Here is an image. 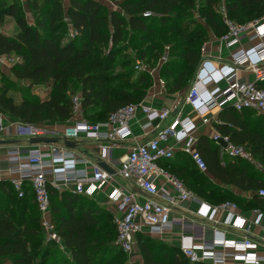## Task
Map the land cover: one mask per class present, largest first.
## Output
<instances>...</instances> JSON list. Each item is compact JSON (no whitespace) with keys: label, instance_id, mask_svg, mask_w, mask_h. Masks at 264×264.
Returning <instances> with one entry per match:
<instances>
[{"label":"trees","instance_id":"trees-1","mask_svg":"<svg viewBox=\"0 0 264 264\" xmlns=\"http://www.w3.org/2000/svg\"><path fill=\"white\" fill-rule=\"evenodd\" d=\"M68 1L65 8L63 0H26L33 12L34 21L30 22L22 2L0 0V24L3 16L9 15L18 28L14 34L0 31V55L19 53L21 60L11 66L12 75L29 81L30 87H51L47 96L40 97L16 82L2 80L0 111L27 123L71 119L77 89L81 116L104 121L118 107L141 101L151 86L148 70L134 69L133 58L118 57L125 50L116 48L118 43L130 40L143 45L138 57L147 64L157 60L167 46L170 57L159 67L164 88L167 92L185 91L201 58V46L211 34L225 32L227 19L242 23L264 15V0H223L221 4L217 0H116L118 8H109L102 0ZM189 22L194 26L188 28ZM68 23L75 35L63 42ZM109 40L114 47L104 52L102 44ZM114 64L121 70L113 72ZM257 85L264 88V80ZM16 91L19 98H15ZM218 119L213 123L215 129L245 145L262 169L239 156L221 157L219 144L207 134L199 135L195 144L206 170H200L183 151L160 163L212 203L232 200L264 207V195L258 193L264 188V116L226 105L219 110ZM229 186L248 191V197ZM49 192L51 219L70 255L57 252L59 245L45 239L30 186H24V194L18 196L9 180L2 179L0 264H117L115 257L126 252L115 243L113 212L68 189L49 186ZM102 223H108L109 229L103 231ZM95 231L100 234L94 235ZM135 243L143 264H211L190 262L177 245L146 232H137Z\"/></svg>","mask_w":264,"mask_h":264},{"label":"built area","instance_id":"built-area-1","mask_svg":"<svg viewBox=\"0 0 264 264\" xmlns=\"http://www.w3.org/2000/svg\"><path fill=\"white\" fill-rule=\"evenodd\" d=\"M263 19L264 15L242 23L226 20V31L216 36L225 46L239 42L242 33L248 30L253 31L258 41L251 47L232 52L223 63L213 61L205 52L206 41L202 44L201 58L183 104H189L196 114L203 116L210 115L213 108L221 109L226 105L236 110L252 109L264 116V88L257 85L264 80ZM0 56L12 58L10 53ZM72 100L75 116L62 128L45 122H23L0 111V132L25 135L27 141L0 144V178L8 179L18 196L24 194V186H30L46 239L55 241L60 248L65 247L51 219L49 186L92 197L111 182L107 195L117 229L115 241L126 253H133L137 232L162 235L177 229L181 233L179 248L190 262L264 264V253L250 251L256 246L253 237L244 235L230 240L222 227L232 225L249 233L251 225L259 224L262 217L258 209H253L256 218L248 221L237 212L234 201L212 203L201 198L160 163L161 159L172 157L180 150L189 154L200 170H206V162L195 146L197 124L191 116L183 114L182 105L175 109L156 108L141 100L118 107L104 121H90L81 116L80 95L74 94ZM138 109L146 119L143 128L170 116L172 120L141 142L134 138L130 127V120ZM31 136H58L59 139L30 143ZM131 137L133 142L115 165L111 156L113 147ZM80 138L98 142L99 153L95 160L80 155L76 146L65 144V140H74L76 144ZM211 138L219 144L221 157L239 156L262 167L245 145L232 142L228 134L215 131ZM220 140L225 144H220ZM116 175L129 180L131 186L116 180ZM258 193L264 195V188H259ZM190 202L198 203L195 213L210 220V226L185 214ZM178 209L184 211L174 216L173 212ZM219 212L225 213L223 219L218 217ZM260 229L264 232V226ZM207 231H210L208 235ZM195 238L200 239L199 244H195ZM229 247L231 251L227 250Z\"/></svg>","mask_w":264,"mask_h":264},{"label":"crops","instance_id":"crops-1","mask_svg":"<svg viewBox=\"0 0 264 264\" xmlns=\"http://www.w3.org/2000/svg\"><path fill=\"white\" fill-rule=\"evenodd\" d=\"M13 18V17H12ZM264 20V19H263ZM16 24V23H15ZM0 31L6 34H13L12 32L6 31L4 29L0 28ZM258 41V38L254 36L252 30H248L246 32H243L241 35V38L239 42L232 46H225L222 44V42L219 41V39L216 37V35L211 34L209 38L206 40V45H205V52L211 56L213 61L218 62V63H223L224 61L228 60V58L231 56V53L240 49V48H248L251 47L255 42ZM242 73V72H241ZM185 91H178V92H167L164 88L163 83L161 80L157 77L155 79V85L149 89V91L146 93L144 98L142 99L145 104L151 105L156 108L160 107H170L172 109L179 108L182 105L183 108V114L189 115L192 117L194 122L197 124V129L195 131L197 137L201 134H207L209 137H211V134H213L215 131H217L213 125L214 121H216L215 118H218V112L220 109L218 108H213L211 111L210 115L203 116L196 114L193 110V108L189 104H183V96H184ZM255 113H257L255 111ZM216 116V117H215ZM71 119H67L64 121H55L57 124L61 122L62 126L61 128L66 125L68 122H70ZM172 120V116L168 117L165 120L162 121H154L151 126L143 128L142 124L145 123L146 119L143 114V112L138 109L135 116L130 120V127L133 133V136L136 140L138 141H145L147 138L152 136L156 130L162 128L163 126L167 125L170 121ZM50 123L48 121L47 124L49 125H54L56 127V123ZM46 123V122H45ZM58 127V128H60ZM134 138H129L124 141H122L120 144L117 146H114L111 152V156L113 158V163L117 165V159L120 157V155L124 154L127 150L129 145L133 142ZM11 140L10 142H19V143H26V139H9ZM29 142V141H28ZM75 149L77 152L82 155L86 156L91 160H95L98 157V142L93 140V139H88V138H80L78 142L75 144ZM180 151V150H177ZM116 180L121 182L127 187L131 186V182L127 179H124L120 177L119 175L115 176ZM168 188H171V185L167 183ZM233 192L237 194H241L244 196L249 195L248 191H242L236 187L229 186ZM112 184L111 182H108L104 184L102 189L98 190L95 192V194L91 197L94 199L98 204L105 206L109 208L108 206L111 207L109 203V198H108V192L111 190ZM232 201V200H231ZM210 202V201H209ZM236 203V202H235ZM237 204V212L243 216L248 221H252L256 218V213L253 211L254 208L258 209L262 213V217L260 219L259 224H252L250 227V232L247 233L245 232L242 228L236 227V226H226L222 225L225 230V236L227 239H240L244 235H249L254 238L256 246L252 248L250 251L255 252V253H264V232L261 231V227L264 226V207L262 206H248V205H243V204ZM198 208V203L196 202H190L189 203V208L188 210H176L173 212L174 216H177L180 212H185V214L191 218L192 220L203 223L206 225H211L210 220L200 217L195 213V210ZM225 213L224 212H219L218 217L219 218H224ZM210 231H207V235L209 234ZM181 233L179 230L175 229L173 231H167L162 235H153L156 238H159L169 244H174L177 245L178 247L180 246V235ZM195 244H199L200 239L195 238L194 239ZM136 245L134 247L133 254L136 256H139V254L136 255L135 251ZM228 251H231L232 248L229 247L227 248Z\"/></svg>","mask_w":264,"mask_h":264},{"label":"rangeland","instance_id":"rangeland-1","mask_svg":"<svg viewBox=\"0 0 264 264\" xmlns=\"http://www.w3.org/2000/svg\"><path fill=\"white\" fill-rule=\"evenodd\" d=\"M18 1L23 3V6H24V9L26 11V14H27V17H28L29 21L33 22L34 21L33 12L28 7V4L26 3V0H18ZM102 1L104 3H106L109 8H118V2L116 0H102ZM200 2H201V0H197V3H200ZM217 2H219L221 4V3H223V0H217ZM68 3H69L68 0H63V5H64L65 8L67 7ZM220 8H222L221 5H220ZM194 13H193V15H195L197 17V20L199 19V20H201L203 22V20L200 19L199 16H197V13L196 12H194ZM64 19L67 20V17L64 16ZM193 26H194V24L192 22L188 23V28H191ZM0 28L4 29L6 31L12 32L13 34L18 29L17 25L15 24L14 19L11 16H9V15H4L3 16V21L0 24ZM64 34L63 35L65 37H64L63 42H65L69 38L74 37L75 30L70 26V23H68L67 31H65ZM118 44H120V47H116V48H122L123 47L125 49L124 51H121L120 54H118V57L123 55V56L129 57V58H133L134 63L131 64V66L134 69H136V70H139V69L148 70V73L150 74L149 78L151 79V86L148 88V91H149V89H151V87H153V85H155V79H157V77L161 80V82L164 85L165 81L160 76L159 67L162 64V62L167 58V56L170 57V55L167 54L168 53L167 52L168 51L167 46L164 47V50L162 51L160 57L157 60L154 59V61L152 63L147 64V63H145L144 60H142V59H140L138 57L139 56V50H140L139 48H142L143 45H139L137 43H133L130 40H125L123 43L121 42V43H118ZM102 45H103L102 50L104 52H107V50L109 48H113L114 47V45L111 43L110 40L105 42V43H103ZM117 46H119V45H117ZM10 56L12 57L10 59H9L8 56H6L5 59L0 56V84H1L2 80H6V81L11 80L12 82H16V85L20 84L21 86H23V88H25V90H27L28 92H32V93H34V94H36V95H38L40 97L47 96L48 93L51 90V87L48 84H37V85L35 84L32 87H30L29 81H27V80H18L15 76L12 75L11 66L15 62L21 60V55L19 53H17V52H11ZM120 70H121V66L119 64H114L113 65V67H112V71L113 72H117V71H120ZM2 90H3V88H2ZM77 93H78V90L74 89V94H77ZM19 97H20V93L18 91H16L15 98H19ZM252 116H254V114H252ZM49 122L50 123H54L55 121H49ZM46 123H48V122H46ZM61 124L62 123L59 122L57 124V126L60 127V126H62ZM263 127H264V123H263ZM0 138H3V139H26V136L25 135L24 136H17L16 134L15 135L14 134L5 135V133L0 132ZM258 168L262 169V167H258ZM2 179H6V178H0V180H2ZM101 222H105V220L102 219ZM102 224H104V223H102ZM102 226H103V231L109 229L108 223H105ZM108 232H111V230H109ZM99 234L100 233L97 232V231L94 232V235H99ZM115 243H116V241H115ZM135 245H136V248H135L136 255L139 254V256H136V258H134L135 254H133V253L132 254H128V253H124V252L120 251V254L115 257L116 258L115 260H116L117 264L118 263L119 264H131V263L143 264L142 253L140 251L139 245L138 244H135ZM57 249H58L57 252L63 254L64 256L68 257L70 255V253H69V251H68V249L66 247H64V248H60L59 247ZM133 255H134V257H133ZM132 260H134V262Z\"/></svg>","mask_w":264,"mask_h":264},{"label":"water","instance_id":"water-1","mask_svg":"<svg viewBox=\"0 0 264 264\" xmlns=\"http://www.w3.org/2000/svg\"><path fill=\"white\" fill-rule=\"evenodd\" d=\"M186 93H187V90H185L184 92V96H183V101H184V98L186 96ZM59 139L58 136H31L29 138V142L30 143H39V142H45V143H48V142H56L57 140ZM11 140L9 139H3V138H0V144L1 143H7V142H10ZM220 144H225L222 140L219 141ZM65 144L68 146V147H74L75 146V141L74 140H65ZM101 165L103 167L106 166V163L104 161L100 162Z\"/></svg>","mask_w":264,"mask_h":264}]
</instances>
